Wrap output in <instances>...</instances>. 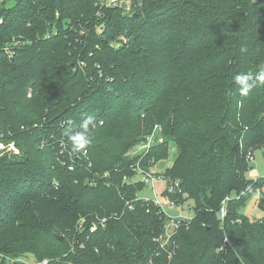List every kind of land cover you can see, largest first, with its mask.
<instances>
[{
	"label": "trees",
	"instance_id": "obj_1",
	"mask_svg": "<svg viewBox=\"0 0 264 264\" xmlns=\"http://www.w3.org/2000/svg\"><path fill=\"white\" fill-rule=\"evenodd\" d=\"M7 1L0 143L17 152L0 149V254L47 264H264V217L238 212L253 189L264 210V178H245L247 152L264 149V86L242 96L234 82L264 64V0H129L127 11L126 0ZM88 116L95 127L83 156L65 121ZM155 125L164 140L141 164L166 158L173 142L169 197L194 203L170 261L154 240L157 208L135 200L144 185L123 179L137 160L128 153Z\"/></svg>",
	"mask_w": 264,
	"mask_h": 264
},
{
	"label": "built area",
	"instance_id": "obj_2",
	"mask_svg": "<svg viewBox=\"0 0 264 264\" xmlns=\"http://www.w3.org/2000/svg\"><path fill=\"white\" fill-rule=\"evenodd\" d=\"M123 0H106V4H119L122 3ZM129 0L124 1L125 4V10L127 11L129 9ZM28 95H30V90L28 91ZM164 140L161 128L158 125H155L152 129V131L147 134L140 143H138L135 147H133L130 152L128 153L132 157H137L136 162L131 168V171L133 173V176L129 178L128 176H124L123 179L127 182V184L139 182L141 184L149 185L152 188V191L154 193L153 199H145V198H135V200L145 201L150 200L151 203L157 208V213L160 215V217L163 219V225L162 230L159 232V234L154 238L157 248L159 252H164L166 254V258L168 261L171 260L173 255L175 254V251L178 247L176 241H175V235L177 234L179 228H181L183 225L188 224L191 221V217H183V216H171L167 213V209H172L176 205H180L182 203H178L174 199H171L169 196L173 195L177 191V185L178 182H172L171 180L167 179L163 174L155 173L153 172V165H143L141 164V160L144 157V155L150 150V148L153 145L162 143ZM59 146L61 147L62 151L65 149V144L63 141L59 142ZM5 148L7 151L12 150L14 152H17L14 145L12 143L8 144L6 147L0 143V149ZM83 156L87 155V151L82 152ZM247 161L249 162L253 158V151H248L246 154ZM90 166V163L88 164ZM74 169L73 165L69 166V170ZM136 177L137 179H134ZM94 184V183H91ZM156 184L163 185V189L157 191L156 190ZM162 196V197H160ZM164 198V200L162 199ZM228 196H225L224 199L221 202V206L218 211V217L219 219L223 220L226 216V205L225 203L228 201ZM126 207L128 210H132L133 204L130 202L126 203ZM115 216H109V217H96L94 221H92L88 227L89 232L93 233L95 232L99 226H104L109 218H112ZM86 218L81 217L78 221V227L81 229L83 228L85 224ZM224 241L219 245L218 249L223 248ZM2 260H5L6 263H20V264H47L48 259H41V260H30L28 257H20V258H10V257H3L2 254H0V262ZM147 264H153L152 259L148 261Z\"/></svg>",
	"mask_w": 264,
	"mask_h": 264
},
{
	"label": "rangeland",
	"instance_id": "obj_3",
	"mask_svg": "<svg viewBox=\"0 0 264 264\" xmlns=\"http://www.w3.org/2000/svg\"><path fill=\"white\" fill-rule=\"evenodd\" d=\"M1 2V0H0ZM12 1L8 0L6 5H11ZM264 149H255L253 150V158L248 162V168L245 172V178L250 181H254L258 177L264 178V157L262 156V151ZM175 147L174 143H169V153L166 158H163L156 162L153 165V172L164 174L166 170L170 169L174 158H175ZM134 179H137L134 177ZM156 190H162L163 185L156 184ZM137 196L139 198L145 199H153L154 193L152 191L151 186L145 185L138 192ZM261 196V192L258 189H253L249 195L245 198L243 204L238 208V212L251 220H258L264 217V210L259 206V197ZM162 197V196H160ZM164 200V198H162ZM193 201L188 199L184 201L180 205L174 206L172 209H167V213L171 216H183V217H191L193 215ZM30 260L34 258L32 256H28Z\"/></svg>",
	"mask_w": 264,
	"mask_h": 264
},
{
	"label": "clouds",
	"instance_id": "obj_4",
	"mask_svg": "<svg viewBox=\"0 0 264 264\" xmlns=\"http://www.w3.org/2000/svg\"><path fill=\"white\" fill-rule=\"evenodd\" d=\"M234 82L240 86L239 93L242 96H247L256 86H264V64L258 67L254 76L252 73L237 74L234 77ZM94 127L95 119L91 116L84 118L79 123L71 118L65 121L64 135L71 144L73 152L86 151L92 142L90 131ZM74 128L78 130L73 131Z\"/></svg>",
	"mask_w": 264,
	"mask_h": 264
},
{
	"label": "water",
	"instance_id": "obj_5",
	"mask_svg": "<svg viewBox=\"0 0 264 264\" xmlns=\"http://www.w3.org/2000/svg\"><path fill=\"white\" fill-rule=\"evenodd\" d=\"M139 140H141V138H139ZM262 156L264 157V150L262 151ZM56 237H57L58 240H63V238H64L61 235H56Z\"/></svg>",
	"mask_w": 264,
	"mask_h": 264
}]
</instances>
